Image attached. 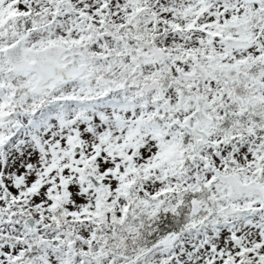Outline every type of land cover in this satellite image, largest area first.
Returning <instances> with one entry per match:
<instances>
[{"label":"snow or ice","instance_id":"obj_1","mask_svg":"<svg viewBox=\"0 0 264 264\" xmlns=\"http://www.w3.org/2000/svg\"><path fill=\"white\" fill-rule=\"evenodd\" d=\"M0 264H264V0H0Z\"/></svg>","mask_w":264,"mask_h":264}]
</instances>
